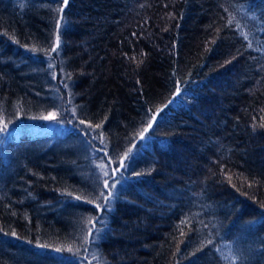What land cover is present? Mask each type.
I'll return each mask as SVG.
<instances>
[{"label":"trees","instance_id":"1","mask_svg":"<svg viewBox=\"0 0 264 264\" xmlns=\"http://www.w3.org/2000/svg\"><path fill=\"white\" fill-rule=\"evenodd\" d=\"M0 264H264V0H0Z\"/></svg>","mask_w":264,"mask_h":264},{"label":"snow or ice","instance_id":"2","mask_svg":"<svg viewBox=\"0 0 264 264\" xmlns=\"http://www.w3.org/2000/svg\"><path fill=\"white\" fill-rule=\"evenodd\" d=\"M67 2H68V0H63V4L66 5ZM61 11H62V9H61ZM59 45H60V39H59V36H57V39H56V45L52 48V51L55 52V51L57 50V48L59 47ZM178 92H179V90H178ZM155 118H156L155 116L152 117L153 120H155ZM44 119H46V120H48V119H55V114L52 113V114H50L49 116L44 117ZM80 123L83 124L84 121L81 120ZM6 127H7V125H5V128H6ZM97 127H99V125H97ZM150 128H152V124H151V123L148 124V127L145 129V132H147L148 129H150ZM129 158H130V157H129ZM104 175H105V176H108V173L105 172ZM103 187H104L105 189L108 188V181H107V180L104 181V185H103ZM112 187L115 188V184H113ZM111 196H112V192H111V191L108 192V195H107V196L104 194L103 191H101L100 194H99V197H97V198H98V199H103L105 202L110 203V199H109V198H110ZM76 199H79V197H76ZM96 207H97V208H100V205L97 204ZM91 231H92V230L90 229L89 232L91 233ZM95 239H96V237H93V240H95Z\"/></svg>","mask_w":264,"mask_h":264},{"label":"rangeland","instance_id":"3","mask_svg":"<svg viewBox=\"0 0 264 264\" xmlns=\"http://www.w3.org/2000/svg\"><path fill=\"white\" fill-rule=\"evenodd\" d=\"M53 121H54V119H48V120H46V126H51V125H53Z\"/></svg>","mask_w":264,"mask_h":264}]
</instances>
